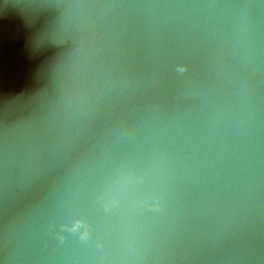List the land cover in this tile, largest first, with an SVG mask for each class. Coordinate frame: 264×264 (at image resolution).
<instances>
[{
	"label": "water",
	"instance_id": "water-1",
	"mask_svg": "<svg viewBox=\"0 0 264 264\" xmlns=\"http://www.w3.org/2000/svg\"><path fill=\"white\" fill-rule=\"evenodd\" d=\"M0 264H264V0H0Z\"/></svg>",
	"mask_w": 264,
	"mask_h": 264
}]
</instances>
